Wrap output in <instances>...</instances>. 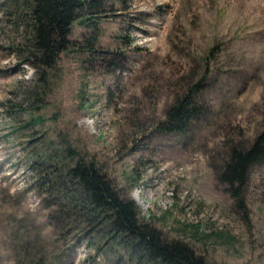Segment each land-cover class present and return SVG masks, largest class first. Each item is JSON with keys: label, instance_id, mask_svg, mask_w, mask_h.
<instances>
[{"label": "rangeland", "instance_id": "1", "mask_svg": "<svg viewBox=\"0 0 264 264\" xmlns=\"http://www.w3.org/2000/svg\"><path fill=\"white\" fill-rule=\"evenodd\" d=\"M30 8L0 0V264H159L71 201L69 148L169 239L211 263L264 264V164L248 219L218 180L231 148L264 134V0H109L53 69L35 66ZM195 84L204 115L163 131Z\"/></svg>", "mask_w": 264, "mask_h": 264}, {"label": "trees", "instance_id": "2", "mask_svg": "<svg viewBox=\"0 0 264 264\" xmlns=\"http://www.w3.org/2000/svg\"><path fill=\"white\" fill-rule=\"evenodd\" d=\"M107 1L31 0L30 22L26 26L31 34L36 68L53 69L61 53L67 50L69 36L75 25L94 29L95 19L100 18ZM202 90V84L191 86L183 97L167 109L166 120L162 123L163 131L185 133L194 121L204 115L205 108L199 103ZM39 121L37 118L31 122ZM67 153L72 164L63 168L61 173L70 184L77 186V192L70 195L71 201L83 207V211L86 208L95 218L108 222L114 239L133 240L134 248L141 250L154 263L215 264L187 242L169 239L153 224L141 221L136 203L125 197L95 162L89 160L86 153L70 148ZM263 164L264 134L247 149L231 148L228 159L218 170L220 185L237 202L238 208L243 210L245 219H248V211L244 193L249 185L250 174L255 166Z\"/></svg>", "mask_w": 264, "mask_h": 264}, {"label": "crops", "instance_id": "3", "mask_svg": "<svg viewBox=\"0 0 264 264\" xmlns=\"http://www.w3.org/2000/svg\"><path fill=\"white\" fill-rule=\"evenodd\" d=\"M192 230V229H191ZM187 231L188 230H186L185 232L187 233ZM183 233H184V231H182ZM192 235H196V230L195 229H193L192 231ZM208 235H201V236H199V238H201V243H202V241H203V243H202V245L204 244L205 245V241L208 239ZM219 237H221V235H219ZM184 238V237H183ZM234 239L233 238H231V237H227V241L228 242H230V243H232V241H233ZM209 248V247H208Z\"/></svg>", "mask_w": 264, "mask_h": 264}, {"label": "built area", "instance_id": "4", "mask_svg": "<svg viewBox=\"0 0 264 264\" xmlns=\"http://www.w3.org/2000/svg\"><path fill=\"white\" fill-rule=\"evenodd\" d=\"M173 195V194H172Z\"/></svg>", "mask_w": 264, "mask_h": 264}]
</instances>
